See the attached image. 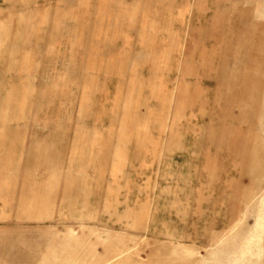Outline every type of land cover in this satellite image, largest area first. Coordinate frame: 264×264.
<instances>
[{
  "label": "rangeland",
  "instance_id": "374dc122",
  "mask_svg": "<svg viewBox=\"0 0 264 264\" xmlns=\"http://www.w3.org/2000/svg\"><path fill=\"white\" fill-rule=\"evenodd\" d=\"M263 234L264 0H0V264Z\"/></svg>",
  "mask_w": 264,
  "mask_h": 264
},
{
  "label": "crops",
  "instance_id": "0c3cea01",
  "mask_svg": "<svg viewBox=\"0 0 264 264\" xmlns=\"http://www.w3.org/2000/svg\"><path fill=\"white\" fill-rule=\"evenodd\" d=\"M263 166V164H261ZM263 202V201H262ZM263 203L259 207V210L263 212ZM262 213L260 214V218H262ZM260 223V222H259ZM260 226V224H257ZM209 254L214 255V264H264V234L262 236V240L257 244L256 250H247L240 249L234 255H230L231 251L222 250V251H208ZM247 253H258L256 255H249ZM233 259V260H232Z\"/></svg>",
  "mask_w": 264,
  "mask_h": 264
}]
</instances>
